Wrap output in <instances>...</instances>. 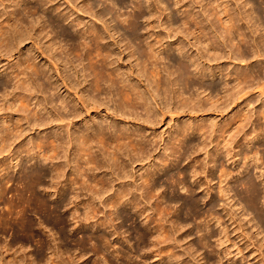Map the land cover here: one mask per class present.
I'll use <instances>...</instances> for the list:
<instances>
[{"label": "bare ground", "instance_id": "bare-ground-1", "mask_svg": "<svg viewBox=\"0 0 264 264\" xmlns=\"http://www.w3.org/2000/svg\"><path fill=\"white\" fill-rule=\"evenodd\" d=\"M35 1L34 3L32 0H0L1 57L3 53H13L14 51L19 52L21 55L20 46L26 40L33 41L34 50L38 53L36 56L33 55L31 50H27L23 62L20 63L18 61L11 67L8 76L10 74L13 76L11 81L15 80V83L13 82L15 88L13 87V90L9 91L8 87H4L5 92L1 95L3 103L0 104V112L4 110L3 107L7 104L11 107L15 106V101L22 104L23 108H29L36 103L34 97L41 95V99H38L39 101L33 108L34 121L38 122V126L51 125L57 135L50 136L51 133L47 134L48 137L45 140L37 143V150L29 145L20 146L17 150H13L14 152H11V158L14 162L12 168L20 167V157L24 153L26 157H31L30 159L37 161L34 164L40 162L44 166L50 163L54 164V161L62 153L63 156L60 158H64L63 164H58L57 167L54 164L56 168H53L52 174H50L53 180H57L56 184L62 183V190L58 193L59 196L57 195L61 198V201L53 202L54 204L49 205L44 198L39 197L41 196L40 194L37 195L39 188L47 189L44 186L46 183L43 181L49 175L47 172L23 170V175L19 182L22 185V189L17 192L18 200L8 203L6 206L8 208L7 213L0 214V232L4 234L9 230H17L35 238L38 235L36 234L33 221L29 218V209L36 212L42 211L46 214V218L43 219V224L46 223V225L51 224L53 215L58 216V211L64 209L67 212L70 211L71 217H67L69 219L64 220L65 224L73 220L77 226L79 225L80 229L89 227L93 230L109 226L113 232L111 234H119L121 233L118 225L121 219L119 208L121 206H129L133 210L131 212H134V215L141 219L142 226L140 228L135 227V233L140 245L142 246V244L151 239L154 244L153 247L155 246L156 249H159L157 256L161 257V254L164 253L169 257L176 256V258L181 259V255H178L174 249H169L165 245L160 247V245L175 242L176 238L173 236L175 233L173 234L170 227L168 229L166 226L167 221L165 219L171 215L170 205L165 201L164 192L160 190L162 184L155 177L166 165L169 164L171 166L177 162L180 163L181 160L188 159L187 155L190 148H207L213 143L214 137H217L214 144V154L216 156L223 155L233 160L235 156H239V152L232 153L233 144L236 142L235 139L252 118L249 117L248 111L245 110L240 111L241 113L239 112L234 120H228L223 127H219L215 123L216 121L211 125L207 124L208 126L200 123H190L188 125L183 123L182 126L175 130V133L173 132L174 141L171 146L165 145L164 133L159 132L158 125L167 114L171 115L170 119L172 120L174 115L177 114H191V116L193 115L197 118L199 117L198 113L203 114L209 110H227V107L233 101L244 100L246 106H248L250 105V98L247 96L250 93L252 95V91L255 89L259 90L260 97H264V82L254 81L252 84L248 83L250 82L248 78L253 77V72L245 71L242 73L236 71V73H232L230 71L225 73L227 69L224 68V64L233 65L236 61L246 62L249 65L246 53L240 49L243 43H249L252 56L262 62L259 58H264V22H261L262 19L264 20V0H246L245 2L243 0H235L237 7L229 6V0H200L202 3L201 7L203 9L205 7L208 8L207 12L209 13L207 14L213 16L225 28V36L221 37L215 33L213 34V37H215L213 40L208 36L206 29L207 25L209 27L213 23L205 16L206 14L203 11L200 12L203 13L202 16L204 15V18L208 19L207 25L203 23L206 19L200 22L197 21V12L191 11L183 12L185 15L184 20L181 22L182 24H179L168 14L167 5L161 0H154V7L151 5V0L136 1L138 3L135 9L139 10L143 8L145 2L149 3L146 7L150 11V17L146 18V21H149L148 24L152 29L156 28L153 17L155 16V10H158L167 17L166 22H161L159 26L165 25L163 28L168 30V37H172L171 33L175 34H173L174 37L177 35L182 37L181 41L173 42L172 45L168 44L164 47L162 43L164 37L160 34L152 40V34H150L149 30H146V27L145 30L147 32L140 36L138 22L145 17V12L135 13L136 11H134V14L123 19H121V15L117 16L121 22L128 23V27L134 30L124 40L127 41L128 48L131 49L129 58H135L140 61L136 65V74L121 65H116L121 59L118 56H115L116 60L113 59V48L103 46L104 32L99 31L96 27L89 30L84 29L80 34L81 41L78 44L74 43L75 45L68 49V46L63 45L61 41L52 37V34L47 31L48 27L41 24L39 17H36L39 7L44 5L46 7L50 4L44 9L52 8L53 11H57L61 9V6L54 5L56 0ZM183 1L178 0L177 2L180 8L184 6ZM240 1H243V5L241 3L243 9L248 5L250 6L251 11L249 13L247 10L243 12L241 7L239 9ZM73 2H81L82 4L79 7L73 5L75 4ZM112 2L113 8H115L118 5V1L112 0ZM66 3L71 5L76 12L96 13L99 19H104L108 15L105 9L97 10L95 7L100 4H95L93 0H66ZM9 7L12 8L10 13L7 10ZM63 18L66 21L69 20L70 24L77 26V28L81 26V19L78 16L77 18L72 17L69 12L65 11ZM111 23L109 22L105 26V30L110 32L112 29L115 33H119L117 25ZM247 31L249 32L247 33ZM110 36L112 37L111 34ZM234 38L239 40L237 51L227 45V42H233ZM43 39L44 41L46 40L44 46L41 45ZM185 39H188L189 49L193 50L191 55L187 53L188 49L184 45ZM163 49L177 51L182 55V59H173L170 55L171 53L164 57ZM71 55L77 57L78 64L74 61L75 57H71ZM38 56H43L46 64H38ZM184 58L189 63L185 62ZM85 60H87V64H85ZM167 60L173 62L172 66L175 70L171 69L169 71L170 68L166 67L165 64L162 66L163 61L166 62ZM190 64L194 66V70L190 69ZM22 66L23 68L21 69ZM133 70H135L134 67ZM220 77L224 80L221 85L215 81L216 78ZM232 77L234 78V84L230 85ZM134 79L137 80L134 82ZM142 81H146L143 83L144 88ZM62 89H65L64 95L61 94ZM221 89H224L223 94L218 92ZM17 91H20L19 95L16 94ZM155 91H158V97L162 95L160 92L164 94L163 97H160V103L156 101L157 95L154 96L153 94ZM207 91L209 93L205 102L202 94H206ZM170 93H173V97L168 100ZM33 100L34 104L32 103ZM54 102L60 103L59 108L57 105L53 106ZM110 103H113V108ZM139 109L145 111V117L139 114ZM20 112H22L21 109ZM43 113H46L47 117ZM261 114L264 116V110ZM0 117H2L0 118V147H5L9 136H16L17 140L21 137L24 120L27 124L30 123L28 115H23V118L17 119H9L6 116ZM36 118L37 120H35ZM81 119L85 121L83 122L86 123L85 126L80 125ZM37 125L35 124V126ZM262 131L256 130L255 134H252V138L247 137L248 145H251V141L254 139L264 137ZM196 133H200L204 139L202 138L203 140H200V143L190 146L187 138ZM154 145L156 146V148L154 147L155 151H151L150 146ZM9 147L11 148L12 145H9ZM158 149L164 152L161 157L158 155L156 158L155 152ZM251 153H253V156L249 155ZM249 154L245 153L244 158L246 160H259V150L254 151L252 149ZM215 157H212L214 164ZM192 161H194V164L190 171L175 170L166 175L165 182L170 183V186L174 187V189L180 187L185 190L187 187L185 186L186 180L191 179L192 184H197L199 188L207 192L211 191L212 189L209 186L210 182L213 181V177L209 178L211 173L208 174L206 177L207 182L203 185L199 178L204 166H197L201 161L199 159H193ZM137 162H147L148 167L144 168L143 166L139 172L136 171L135 173L131 171L132 168L129 170ZM236 162V160H233V163ZM72 165V176L68 179L65 175V168L66 166L72 168ZM10 168L9 164H3V168H0V199L6 194V185L10 182L9 177H7ZM220 170L219 180L222 184L232 175V171L227 169L223 163H221ZM262 175H264V171ZM252 180L245 179L240 183L244 187L246 196H242L243 194L238 191L233 194V196H238L243 200V207L249 211L253 209V205L259 197L257 187ZM115 184H117L118 188L116 187L115 191L109 194ZM222 188L223 197L226 196L228 197L227 199H230L234 188L231 186ZM97 199L99 200L98 204L95 202ZM151 201H155V207L150 206ZM224 209L226 210L225 206ZM226 212V215H228L227 210ZM101 213L107 216L106 219L96 222L95 219L99 218ZM59 215L61 216V214ZM207 216L211 219L220 220L211 211H209ZM131 218L133 219V217ZM228 218L231 220L234 219V216L230 213ZM253 220L259 224L260 218L255 215ZM173 224L177 230L184 227L183 223L177 219L173 221ZM233 224L236 225L235 222ZM241 228L238 225L234 229L235 232H240L244 236L245 233L243 230L241 231ZM258 228L260 227L258 226ZM153 233L156 234L155 240L151 238L154 236ZM262 233H264V230L260 232V234ZM213 236L214 234L209 233L210 238ZM240 236L242 237V235ZM207 237L205 236L204 238L206 239ZM221 237L219 239L220 245L227 244L229 240L227 241L225 237ZM261 237L260 241L264 245V234ZM52 239L55 240V238ZM241 239L242 246L237 248V254L247 250L255 263L264 264V254L253 243H248L252 238L245 240L246 238L243 237ZM4 241H2L3 244L5 243ZM38 242H40L41 252L37 258L30 261L31 264H41V262H44L42 264H62L60 257L57 255L62 250L60 247L57 253L53 252L54 254H52L54 257L56 256L55 259L52 256L45 259L43 253L49 251L52 246L48 243L49 241L43 238H40ZM75 242L80 250V252L75 254L73 253L74 251L72 252L75 258L83 260L84 256L87 255L86 253L89 252L86 245L91 244L92 248L90 251L97 256L100 255L99 257L104 259V264H111L110 262L112 261L109 262L106 258L105 251L113 245L111 244V239L104 231L97 234L93 233V231L88 232L81 239L75 240ZM23 245V243L6 241L2 248L11 255L13 250V259H16L18 252L19 254L21 253L18 247L22 251V247H25ZM140 245L138 246L140 247ZM230 247H235V245L231 246L230 244ZM54 250H57V247ZM64 250L66 255L68 253L70 255L72 251L69 248ZM226 253L230 254V251L226 250ZM25 255L24 253L23 256ZM122 255L128 257L125 250H123ZM9 264L11 263L9 262ZM94 264H100V262H95ZM185 264L187 263L185 262Z\"/></svg>", "mask_w": 264, "mask_h": 264}, {"label": "rangeland", "instance_id": "rangeland-1", "mask_svg": "<svg viewBox=\"0 0 264 264\" xmlns=\"http://www.w3.org/2000/svg\"><path fill=\"white\" fill-rule=\"evenodd\" d=\"M117 1H118V5H116V7L113 8L114 5H113L112 0H93L95 4L101 5V6L97 5L95 7L97 10L105 9V11L108 12L107 13L108 15H106L104 19H99L96 13H86L83 11L76 12V10L73 9V7H71V5H68L66 3V0L65 1L56 0L54 2L55 6H61V9L57 11H53L52 8L44 9V8H47L50 4L46 7H44L45 5L43 7H39L38 14L36 15V17H39V21L41 24L48 27L47 31H49L52 34V37L56 38L58 41H61L63 45L65 44L66 46H68V49L69 47H72V45L74 46L75 44H78L81 41L80 34L81 32H83L84 29L89 30L93 27H96L99 31L104 32V40L102 41L103 46L107 48L109 47L113 48V52H112L113 59L116 60L115 56H118L121 59V61L119 60L118 61L119 63L117 62L116 65H121L123 66V68L129 71L132 70L135 72L134 74L137 73L136 65H137V62H140V61L136 60L135 58H129L130 57L129 53L131 49L128 48L127 41L124 40L125 37L127 35L132 34L134 30L128 27V23L126 24L125 22H121V20L118 19L117 16L121 15L120 17L121 19H123L124 17H128L134 14V11H136L135 13H139L143 11L145 12V17L140 19L138 22V29H139L138 32L140 36H143L147 32L146 30H149L150 34H152V40L155 39L157 35L161 34L164 37V40L162 42L164 47H166L168 44L172 45L173 42L181 41L182 39L181 35H177L176 37H174L175 34L171 33L172 37H168L167 35L168 30L163 28L165 25L162 27L159 26L161 22H166L167 17L165 14H163L162 12H159L158 10H155L154 12L155 16L153 17L154 21L152 20L156 28L152 29L149 26L148 24L149 21H146V18L150 17V11L146 7L149 5V3L145 2L143 5V8L139 10V9H135V6L138 3L136 1L138 0H117ZM161 1L167 5L168 7L167 12L168 14L171 15L172 19L175 22L182 24L181 22H183L184 16H185L183 14L184 11L197 12V21L199 22L203 21L206 19L204 18V15L202 16L203 13L200 12V11H203L204 14H206L205 16H207V18L211 20V22L213 23L212 26L208 27L207 25L208 19H206L203 22L205 23V25H207L206 26L207 28L206 27L205 28L207 29L208 34H209L208 36H210L211 40L215 39V37H213V34L215 33L219 34L221 37L225 36L224 26H222L221 23L217 21L213 16H209L207 14L209 13L207 12L208 8L205 7L203 9V7H201L202 3L200 2V0H184L183 1L184 6H182L181 8L179 7V5H177L178 0H161ZM243 1L245 2L246 0H243ZM243 1L239 2V5H238L239 9L242 8ZM32 2L35 3L36 1L32 0ZM153 3H154V0H151V5L154 7ZM81 4H82L81 2H77L73 5H77L80 7ZM229 6L237 7V4H235V0H229ZM179 8L180 10H178ZM7 10H8V13H10L12 11V8L9 7ZM241 10L243 12L247 10L248 13L251 11L249 5L245 9L242 8ZM65 11L69 12V14H71L72 17L77 18L78 16V18L81 19L80 20L81 28L80 27L77 28V26L71 25L69 20L67 21L64 20L63 15ZM109 22L110 23L112 22L111 24H116L120 32L115 33L112 29H111L112 31L110 30V32L106 31L105 26L108 25ZM261 22H264V20L262 19ZM145 27H146V30H145ZM192 27L194 28V26ZM210 27L211 29H209ZM248 32L249 31H247V33ZM110 34L112 35V37L110 36ZM190 39H192V37H190ZM238 41H239L238 38H234L233 42L228 41L227 45L228 47H232L234 51H237L239 48ZM44 43H46V40L44 41L43 39L41 45L44 46ZM32 44H33L32 40H26L20 46L21 55L17 51H14L13 53H3L2 57L0 55V87L2 86L0 88V104L3 103L1 95L5 92L4 87H8L7 89L9 91H12L14 87L15 80L11 81V79H13V76L11 74L10 76H8V73L11 67L18 61L20 63L23 62L25 58V53H27V50H31L33 52V55H36V56L38 55V53L34 50V47ZM184 45L188 49L187 53L190 55L193 54V50L189 49L188 39L184 40ZM240 49H242V51L246 53L247 59L249 61L248 62L249 65H247L246 62H239V61H236V63H233V65L224 64V68L227 69L225 73L230 72V71L232 73H236V71L242 72V73H244L245 71H249L251 73L253 72L252 73L253 77L248 78L250 80V82H248L249 84H252L254 81L264 82V68H263L264 58H259L262 60V62H259L258 59L254 58L251 54V45L249 43H243ZM162 53L164 54V55L162 54L164 57L171 53L170 55L172 56L173 59H179V58L182 59V55H180L175 50L168 51L166 49H163ZM71 57H75V56L71 55ZM183 60L185 62L186 61L188 62L186 58H184ZM74 61L76 64L79 63L77 57L74 58ZM84 62L85 64H87V60H85ZM37 63L40 65H44L46 64V60L43 58V56H38ZM172 63L173 62H169L168 60L166 62L163 61L162 66H164L165 64L166 67L170 68L169 71L171 69L175 70V68L172 66ZM133 67L135 70H133ZM22 68L23 66L21 67V69ZM190 69L194 70V66L191 65ZM164 75L166 74L164 73ZM233 79L234 78L232 77L230 80V85L234 84ZM136 80L137 79H134V82ZM215 81L221 85L223 84L224 80L220 77L218 79L216 78ZM145 82L146 81H142V85ZM143 88H144V85H143ZM223 91L224 89H221L218 92L220 94H223L222 93ZM19 92L20 91H17L16 94L19 95L20 94ZM63 93L65 94V89L61 90V94ZM208 93L209 92L207 91L206 94H202V98L204 99L205 102L208 97ZM36 94L38 93L36 92ZM153 94L154 96L157 95L156 101L157 103H160L161 102L160 97L164 96L163 92H160V94H162L160 95V97H158V91H155ZM172 94L170 93V95L168 96V100H171V98L173 97ZM35 97L34 99H36L35 102L37 103V101H39L38 99H41L40 98L41 95H39V97L38 96L36 98ZM247 97L250 98L249 99L250 105L248 106H246V103L244 100H241L239 102L233 101L232 104H230L227 107V110L226 109H223L222 111L221 110L220 111L209 110L207 112H204L203 114L198 113L199 117L197 118L194 117L193 115L191 116V114H185V115L177 114L178 116L174 115L173 120H172L170 119L171 115L167 114L165 115L166 117L165 116L163 117L164 119L162 118V121H160V124L158 125L159 132L164 133L165 142H166L165 145L167 144L171 146L174 141L175 130L179 126H182L183 123L186 125L190 123L191 124L200 123L202 125L208 126L209 124L211 125L213 122L216 121L215 123H217L219 127L221 126L223 127L224 124L228 120H234V118L240 111H245V110L248 111V115H250L249 117L252 118V119L250 118L251 121L248 123V125L246 124V126H244V130H242V132H240V134L236 137L235 139L236 142H234L233 144L232 153L234 154L235 152H239V156H235L233 158V160L237 161L236 163H233V160L229 157H225L223 155L216 156L214 154V144L216 143V139H217V137L216 138L214 137L213 143L207 146V148L205 149H203V147L200 149L197 148L198 150L196 148L194 149L190 148L188 155H187L188 159L186 160L184 159L183 161L181 160L180 163L177 162L171 166H169V164L166 165V167H164L159 172V174L155 177V179L156 180L158 179L157 181H159L162 184L160 190L164 192V196L166 197L165 201L167 202V204L170 205L171 215L167 216L165 219L167 221V222L165 221L166 226L168 227V229L170 227V230H172L171 232L173 234L175 233L173 236L176 238L175 242H171L169 244H163V245H160V247L165 245V246H168L169 249H174L178 255H181V259L176 258V256L169 257L165 255L164 253L161 254V257L157 256L159 249H156L155 246L153 247L154 244L151 239L149 241H146V243H144L145 245L142 244L141 246L137 239L136 233H135V230H136L135 227L140 228L142 226L141 219L135 216L134 212H131L133 210L130 209L129 206L127 207L121 206L122 208L121 207L119 208L121 219L118 222L119 228L121 229L120 230L121 233L114 234V235L111 234L113 232L111 231V228H109V226L99 227V229L93 230V229H90L89 227L85 229H80L79 225L77 226L73 220L72 221L70 220L67 224H65L64 220L69 219L71 217H70V211L67 212L64 209L62 210L63 212L58 211L59 212L57 213L58 216H55V215L52 216L53 220L51 219V224L49 223L50 226H48L49 224L47 225L46 223L43 224V219L46 218V214H44L42 211L36 212L32 209H29V212H28L29 218L33 221L36 234L38 236L35 238H32L31 236L25 235L17 230H9L5 232L4 234L0 232V262H1L0 264H6V263L9 264V262L11 264H14V263L15 264H31L30 261L34 258H37L39 256V253L41 252L40 242H38L40 238H43L49 241L48 243L50 244V246H52L50 249L52 252L49 250L43 253L45 259H48L51 256L55 259L56 256L54 257V255L52 254H54L55 252L57 253L58 250H60L59 249L60 247L62 250H60L59 252L62 254L57 253V255L60 257L62 264H94L95 262H98V263L100 262V264H104L103 263L104 259L102 257H99L100 255L97 256L96 254L90 251L92 248L91 244L86 245L87 250H89V252L86 253L87 255L84 256L83 260L79 258H75V256L73 255V253L75 254V253L80 252V250L76 246L75 240L81 239L83 235L91 231H93V233L95 234H97L98 232L104 231L105 233H107L108 237L111 239V242H112L111 244L113 246H110V248H108V250L106 249L105 251V255H107L106 258L109 260V262L112 261L110 262L111 264H183V263L185 264V262L187 264H257L252 259L253 257L250 255V253L247 250H245L244 252L240 254H237L238 252L237 248L242 246L241 238L243 237L246 238L245 240H248V238H252L251 241H249L248 243L249 244L250 242L253 243V245H255V247H258L260 249V252L264 254V245L262 244V241H260L262 238L261 236L264 234V233L260 234V232L264 230V175H262V172L264 171V137H261V139H254L253 141H251V145H248L246 141L247 137L252 138L253 136L252 134H255L254 132L256 130L262 131V129H264V116L261 114V112L264 110V97H260L258 89L253 90L252 95L250 93ZM12 100H15V99H12ZM15 102H16V105L13 107L9 106V104L4 106L3 107L4 110L0 112V116H3V117L6 116L9 119L10 118L17 119V118H23V115H28L30 118V123L27 124L25 120L22 119L24 120L23 121L24 123L22 126L23 132H22L21 137L17 140L16 136H13V135L9 136L8 143L5 145V147H0V168H3V164L4 165L9 164L11 166V168L8 170L9 175H7V177H9L8 179L10 180V182L6 185V194L4 195L3 198L0 199V214L7 213L8 208L6 206L8 203H10L11 201L18 200L17 192L22 189V185L19 182H20V178L23 175V170H26V171L38 170V171H42L43 173L47 172V174L49 175L43 181H45L46 184L44 183L45 184L44 186L48 190L46 188L45 189L49 192H47L46 190H44L43 187H41L37 190V193H38L37 195L40 194L41 196L39 197L44 198V200H46L49 205L54 204L53 202L57 203L58 201H61L60 200L61 198L58 197L59 196L58 193H60L62 190V187H61L62 183L56 184L57 180H53L50 174H52L53 168H56L58 164L59 165L63 164L64 158H60L61 156H63L62 153L61 155H59L60 157L57 158L58 160L56 159L54 161V164L56 167L54 166L53 163H50L47 166H44L40 162L38 164H34L37 161L30 159L31 157H26L24 153L20 157V167L12 168L14 162L11 158V152L13 150L15 151L20 146H28V145L32 146L33 149L37 150L38 149L37 143L41 142L42 140H45L48 137L47 134L49 135L51 133L50 136L57 135L55 134L56 131L51 127V125L38 126L37 125L38 122L34 121L33 108L36 104L34 100L32 103L33 104L35 103V104L30 106L29 108H23L22 104L18 103L17 101ZM59 104H60L59 102L58 103L54 102L53 106L57 105L59 108ZM112 105L113 103H110L111 107ZM20 109L22 110V112H20ZM138 112L141 116L143 117L146 116V113H144L145 112L144 110L139 109ZM45 114L44 116L47 117V115ZM103 114H105V112H103ZM35 120H37V118ZM80 121H79L80 125L85 126L86 123H83L85 121H82V119ZM35 124L37 126H35ZM262 133H264V131H262ZM201 136L202 135H200V133L198 134L196 133L195 135L188 137L187 142L190 144V146L196 145L204 139V137L203 136L201 137ZM240 144H242L241 147H239ZM9 145H12V147L10 148ZM154 147L156 148L155 145L150 146L151 151L152 150L155 151ZM252 149L254 151L259 150V154H258L259 160L253 161V160H246V158H244L245 153L249 154L250 150ZM163 152H164L163 150L158 149L157 152H155V155H157L156 158L158 157V155L161 157V154H163ZM249 155L253 156V153ZM212 157H215V164L212 162L213 160ZM71 158H72V155H71ZM193 159L201 160L200 163L197 164L198 167L199 165L204 166L201 177L199 178V181L203 185L206 184L207 182L206 177L208 176V174L211 173L212 176L211 175L209 176V178L213 177V181H211L209 184V186L212 189L211 191L207 192L203 190L202 188H199L197 184H192L191 179L186 180L185 186L187 187L185 188V190L181 189L180 187L174 189V187L172 188L170 186V183L165 182V179L167 177L166 175L167 174L169 175V173L175 170L179 169L182 171L183 170L190 171L194 164V161H192ZM221 163H223L224 166L227 167V169L232 171V175L229 176L226 179V181L223 182L222 184L219 180V176L221 174L220 172ZM143 166L144 168H147L148 163L147 162H144V163L137 162L136 164H134L133 167H130L129 170H131L132 168L131 171H133L134 173L136 171L139 172V170H141ZM72 171H73V165H72V168L66 166L65 175L66 177H68V179L71 178ZM245 179H251V180L253 179L252 181L256 185L257 190H258L257 192L260 197V198L258 197L256 203L253 205V209L250 211L247 210V208L243 207L244 202L243 200H241V198H239L238 196H233L235 191H238L239 193L243 194L242 196H246V194L244 193V187H242V185L240 184L241 181ZM220 186L223 188H226L228 186H231L232 188H234V191L231 192L230 199H227L228 197L226 196L223 197ZM116 187L118 188L117 184H115L112 192H110L109 194H112L115 191ZM52 188H54L55 190ZM95 202L96 204H98L99 200L97 199ZM154 203L155 201H151L150 206L155 207ZM224 206L226 207V210L228 211V215H226L227 212L224 209ZM209 211L215 213V216L219 217L220 220L211 219L210 217H208L207 215ZM230 213L234 216V219L230 220L228 218ZM59 214H61V216ZM255 215H258L260 218L259 224L255 220H253ZM106 217L107 216H104V214L101 213L99 215V218L95 219V221L101 222L102 219H106ZM131 217H133V219ZM176 219L183 223L184 225L183 228H179L178 230L175 229L173 221ZM233 222H235L236 225H234ZM238 225L242 227L241 231L243 230V232L245 233L244 236L240 232L238 233L235 232L234 228ZM258 226L260 228H258ZM209 233L214 234V236L210 238ZM239 234L242 235V237ZM155 236L156 234H154V236L151 238L155 240L156 239ZM205 236H208L207 237L208 239L207 238L205 239L204 238ZM221 236H223V238L225 237L227 241L229 240L227 244L220 245L219 239L222 238ZM52 238H55V240H53ZM2 241H4L5 243L6 241L7 242L11 241L13 243H23L25 247H22L23 249L22 251H24L25 249L24 252H22L20 247H18L22 254L21 253L19 254L18 252L17 256L21 258L18 259L17 257L16 259L15 258L13 259V250L11 252L12 255L9 252L7 253L4 250V248H2L3 245L5 244V243L3 244ZM230 244L231 246L235 245V247H230ZM138 245H140V247H143V246L144 247L140 248ZM56 247H57V250H54ZM65 248L67 250L69 248L70 251L72 250L70 255L69 253L68 255L64 254ZM122 249L127 252L128 254L127 256L129 258L122 255L123 253ZM226 250H229L230 254H227ZM24 253L26 254L25 256H23ZM30 257L32 258L30 259ZM11 260H14L15 262ZM42 263L44 262H41V264Z\"/></svg>", "mask_w": 264, "mask_h": 264}]
</instances>
